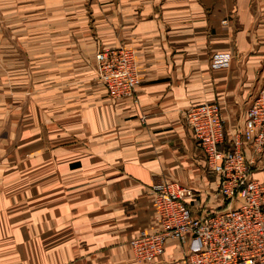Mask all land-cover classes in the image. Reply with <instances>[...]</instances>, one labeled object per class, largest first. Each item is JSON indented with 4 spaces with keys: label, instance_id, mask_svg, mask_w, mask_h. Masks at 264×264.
I'll return each instance as SVG.
<instances>
[{
    "label": "crops",
    "instance_id": "obj_1",
    "mask_svg": "<svg viewBox=\"0 0 264 264\" xmlns=\"http://www.w3.org/2000/svg\"><path fill=\"white\" fill-rule=\"evenodd\" d=\"M119 47L135 52L133 98L98 78L97 54ZM263 86L264 0H0V264H144L131 242L158 228L164 180L223 211L184 114L219 104L227 146ZM186 254L169 241L154 264Z\"/></svg>",
    "mask_w": 264,
    "mask_h": 264
},
{
    "label": "built area",
    "instance_id": "obj_2",
    "mask_svg": "<svg viewBox=\"0 0 264 264\" xmlns=\"http://www.w3.org/2000/svg\"><path fill=\"white\" fill-rule=\"evenodd\" d=\"M231 60L229 54H216L212 68H228ZM96 61L99 81L111 98L135 97L140 80L133 50H101ZM184 120L208 168L219 177L213 196L222 198L225 208L196 212L201 193L164 180L151 190L158 228L132 240L134 256L141 263L154 264L165 254L168 242L176 241L187 246L185 264H264V185L253 179L258 157L264 153V86L243 128L230 135L227 146L226 120L219 104L194 107L184 114Z\"/></svg>",
    "mask_w": 264,
    "mask_h": 264
}]
</instances>
